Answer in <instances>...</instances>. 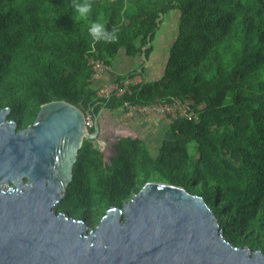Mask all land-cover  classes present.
Instances as JSON below:
<instances>
[{
  "label": "trees",
  "instance_id": "obj_1",
  "mask_svg": "<svg viewBox=\"0 0 264 264\" xmlns=\"http://www.w3.org/2000/svg\"><path fill=\"white\" fill-rule=\"evenodd\" d=\"M76 21L72 0H0V108L24 130L40 106L64 101L94 122L125 103L177 102L191 118L170 122L156 153L140 140L119 142L114 171L83 140L72 179L56 211L96 225L150 181L186 188L204 198L237 246L264 252V0H91ZM179 10L178 33L163 75L145 80L163 17ZM119 29L116 43L93 42L91 22ZM121 50L141 63L116 81L142 82L122 98L101 99L90 82V57L112 65ZM95 132V125L89 130ZM118 149V147H117Z\"/></svg>",
  "mask_w": 264,
  "mask_h": 264
},
{
  "label": "water",
  "instance_id": "obj_2",
  "mask_svg": "<svg viewBox=\"0 0 264 264\" xmlns=\"http://www.w3.org/2000/svg\"><path fill=\"white\" fill-rule=\"evenodd\" d=\"M0 108V264H264L237 246L204 198L150 181L99 222L56 211L83 140L97 141L84 113L64 101L40 106L24 130Z\"/></svg>",
  "mask_w": 264,
  "mask_h": 264
},
{
  "label": "crops",
  "instance_id": "obj_3",
  "mask_svg": "<svg viewBox=\"0 0 264 264\" xmlns=\"http://www.w3.org/2000/svg\"><path fill=\"white\" fill-rule=\"evenodd\" d=\"M127 57L132 58L134 64L129 67H124V63L122 62V65L117 68L113 67V64L109 65V69L104 75L105 81H116L120 75L132 70L140 64V57ZM147 67L144 73L145 79L149 78V67ZM164 70L165 65H162L161 72L164 73ZM97 125L101 132L100 138L95 141V144L103 153V158H105L104 149L102 148H105L107 143L114 141L111 145L113 144L116 148L118 147L117 150L119 152V142L124 138L143 141L153 153H156L158 146H162V144L169 139L168 135L171 122L163 115L150 114L143 116L135 112L117 109L115 111L103 110ZM102 164L104 166L103 159Z\"/></svg>",
  "mask_w": 264,
  "mask_h": 264
},
{
  "label": "built area",
  "instance_id": "obj_4",
  "mask_svg": "<svg viewBox=\"0 0 264 264\" xmlns=\"http://www.w3.org/2000/svg\"><path fill=\"white\" fill-rule=\"evenodd\" d=\"M89 65L90 68H92V77H90V82H92V84L95 86H98L97 96L101 99H109L114 96L117 98H122L130 91V87L132 85L140 84L143 79L141 70H138V73L133 78H128L123 82L105 81L104 75L109 69L107 63L101 58L90 57ZM125 109L128 112H135L143 116L150 114L169 116L173 118V120L179 117H192L188 110L177 102L167 104L156 103L148 105L125 103ZM84 125L87 130L92 129L95 125L93 117L89 113L85 114Z\"/></svg>",
  "mask_w": 264,
  "mask_h": 264
},
{
  "label": "rangeland",
  "instance_id": "obj_5",
  "mask_svg": "<svg viewBox=\"0 0 264 264\" xmlns=\"http://www.w3.org/2000/svg\"><path fill=\"white\" fill-rule=\"evenodd\" d=\"M179 16V10L173 9L163 17V22L159 30L157 31L155 40L153 42L154 51L150 58V64L148 65L149 78H146L145 80L155 81L163 75V73L161 72V66L166 64L169 50L177 36ZM122 62L124 63V67H129L134 64L133 59L128 58L123 50H121L115 58L113 67H119L120 65H122ZM111 143H114V141ZM111 143H107L105 148H102L104 149L105 153V158L102 159L105 169L112 172L115 169L118 150L116 146L113 144L111 145ZM160 147L161 146H158L157 151Z\"/></svg>",
  "mask_w": 264,
  "mask_h": 264
},
{
  "label": "clouds",
  "instance_id": "obj_6",
  "mask_svg": "<svg viewBox=\"0 0 264 264\" xmlns=\"http://www.w3.org/2000/svg\"><path fill=\"white\" fill-rule=\"evenodd\" d=\"M72 10L75 13V21H87L92 12L91 0H72ZM119 29L115 26L111 30H107L106 22H91L88 26V35L90 36L94 51V44L96 42L116 43L119 39Z\"/></svg>",
  "mask_w": 264,
  "mask_h": 264
}]
</instances>
